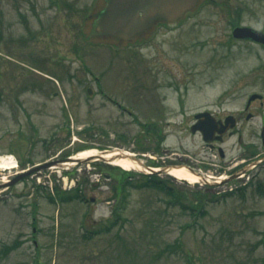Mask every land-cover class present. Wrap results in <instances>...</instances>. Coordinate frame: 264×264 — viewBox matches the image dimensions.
Listing matches in <instances>:
<instances>
[{"label":"rangeland","instance_id":"rangeland-1","mask_svg":"<svg viewBox=\"0 0 264 264\" xmlns=\"http://www.w3.org/2000/svg\"><path fill=\"white\" fill-rule=\"evenodd\" d=\"M103 2L0 0V156L17 161L12 169H0V251L17 245L7 256L0 252V264H190L185 248L196 264H264V99L251 108L255 118L243 120L241 141L238 134L225 140L224 157L212 155L199 134L179 125V116L166 120L172 124L165 126L159 146L143 124L164 121L122 114L128 106L148 111L147 101L158 94L177 96L162 76L157 82L156 66L173 71V79L167 73L166 80L188 85L194 108H215L227 100V112H236L250 94L264 97V55L236 52L228 41V19L264 26V0H201L168 37L131 47L86 40ZM137 137L148 149L142 154ZM251 142L257 155L249 158L245 144ZM157 145L173 152H155ZM114 148L133 150L145 165L161 169V186L171 187L187 206L171 200L167 189L148 187L141 169L132 170L122 187L120 173L127 170L101 160L56 166L8 185L22 169L20 159L32 165L66 150ZM184 153L215 163L201 167L211 181L190 184L147 161L150 156L180 161ZM234 157L231 165L247 164L232 174L216 170ZM40 183L47 189L37 190ZM75 185L84 199L52 203L47 197L55 186ZM197 193L206 195V213L190 224L195 216L189 204ZM115 211L122 218L117 220ZM177 242L184 249L167 250Z\"/></svg>","mask_w":264,"mask_h":264},{"label":"flooded vegetation","instance_id":"flooded-vegetation-1","mask_svg":"<svg viewBox=\"0 0 264 264\" xmlns=\"http://www.w3.org/2000/svg\"><path fill=\"white\" fill-rule=\"evenodd\" d=\"M141 16H143V13H141ZM235 17V16H234ZM181 21V20H180ZM168 22L166 19H156L151 21L148 25H146L145 28H143L142 31L138 32L134 38L132 39H124L119 40L118 38L112 36V41H115L118 45H128V47L141 44V41L143 40H155V39H162L165 37H168L169 33H171L172 30L176 29L179 22ZM228 24L231 26L232 32H229L228 41L230 44L233 45L236 52H245L253 51L251 54L257 52H260L264 55V35L261 41L253 40V39H241V38H235L233 36V29L236 26H250L254 29L260 30L264 32V26L256 27L253 25H247L243 24L241 19H228ZM234 24V25H233ZM140 41V42H139ZM139 42V43H138ZM135 50V48H132ZM250 53V52H249ZM248 53V55H249ZM151 71V70H150ZM166 69H162L159 66L155 67V77H158L159 79L157 82H163L166 83V86L168 88L175 89L174 91L177 93L176 97H169L166 94H158L153 99L147 101L149 105L148 111H142L139 112L138 110H130L129 107H122L121 104H119L117 101L112 100L115 104L119 105L124 109V112L122 113L124 117H131V118H140V113L145 114V116H151L152 118H158L164 122H161V124H164L162 126L160 123L155 124L154 126H149L147 128L148 133L156 134L157 144L160 146L161 143L165 141V126L171 125V121H166L173 117H180L181 120L179 121V125H182L187 130H191L192 126L197 127L199 130L196 132L200 136H202L201 130H206L209 132L210 135V141L205 142V146L209 149L212 155H215L214 153L217 152L220 157L225 156V152H223V156L220 154V150L223 147V143L225 140L232 135L238 134L239 141L242 139L241 130H243L242 122L243 120H251L255 118L256 113L251 110L255 102L260 100L261 105H263V102L261 99L249 101L247 100L245 107L243 109H237L236 112H227L225 105L227 104V100L219 102V104L215 108H202V106L193 107V101L191 99V96L189 95V87L188 85L182 86L178 85L177 81L171 80L174 77L173 71L169 69L168 72ZM161 73V74H160ZM169 74L171 79L166 80L165 76L166 74ZM162 76V80H161ZM158 84L155 86V90H158ZM221 99V98H220ZM205 114V115H202ZM211 128V130H210ZM211 132V133H210ZM196 135V134H194ZM261 138L263 140V146H264V120L262 121V127L260 131ZM136 143H138L139 149L137 150L139 153L145 152L148 149L142 147L139 143V140H135ZM155 147V152L163 151V153H172L173 150L171 148H159V146ZM246 147V153L245 155L249 158L256 156V150L257 147L253 145V142L249 144H245ZM67 149V148H66ZM74 149L66 150L64 155H52L49 157L46 161H53V162H59L61 160L66 159L73 153ZM142 151V152H141ZM54 152V151H53ZM51 152V154L53 153ZM178 159V158H177ZM236 159V157L228 160L227 162H224L222 164H219V166L216 168V170L220 173H227L230 172V174L234 173L236 169L239 167V162L231 165L233 161ZM23 161V160H22ZM147 161L151 162V164L155 166H165V168H169L168 165L173 166H180V165H187L191 168H196L198 166L203 167L205 169H210L211 166H214L215 163L213 162H206L205 160L195 158L193 154H187L184 153V156L181 157L180 161L175 160H159L156 156H151V159H148ZM247 161V160H245ZM35 165L38 164H32L30 165V162L23 161L22 168L28 167L32 168ZM24 170L16 171L14 173V176L12 177V181ZM43 171L37 172L41 173ZM36 173V174H37ZM35 174V175H36ZM72 175L75 174L70 173ZM31 176H28V178ZM46 188V187H43Z\"/></svg>","mask_w":264,"mask_h":264},{"label":"water","instance_id":"water-1","mask_svg":"<svg viewBox=\"0 0 264 264\" xmlns=\"http://www.w3.org/2000/svg\"><path fill=\"white\" fill-rule=\"evenodd\" d=\"M199 0H108L106 7L95 19L90 37H107L114 35L127 38L141 31L147 24L156 19L174 22L195 9ZM144 13V17L140 13ZM234 35L242 38L260 39L261 32L249 27H239ZM92 95V89L89 88ZM257 95L253 96V98ZM194 127V131H195ZM205 131V130H204ZM205 139L208 140L207 133ZM93 157L79 159V163H87ZM51 163L45 165L50 166ZM1 188V185H0Z\"/></svg>","mask_w":264,"mask_h":264},{"label":"bare ground","instance_id":"bare-ground-1","mask_svg":"<svg viewBox=\"0 0 264 264\" xmlns=\"http://www.w3.org/2000/svg\"><path fill=\"white\" fill-rule=\"evenodd\" d=\"M89 156H95L96 159L105 160L108 163L123 167L128 170L141 169L144 164L143 159H136L138 156L135 152L129 149L114 148L110 151H100L97 149H87L78 153L74 159H82ZM98 156V157H97ZM75 162L65 163L64 166L74 165ZM16 167V162L10 156H0V169L8 170ZM170 174L179 179H185L191 183H197L200 179L199 175L192 172L187 167L171 169Z\"/></svg>","mask_w":264,"mask_h":264},{"label":"trees","instance_id":"trees-1","mask_svg":"<svg viewBox=\"0 0 264 264\" xmlns=\"http://www.w3.org/2000/svg\"><path fill=\"white\" fill-rule=\"evenodd\" d=\"M122 178L120 179V183L122 184V182L126 179V175L124 172H122L121 174ZM154 186L160 188V189H163L161 188L160 186L156 185V184H153ZM167 193H171L170 191H166ZM181 197L178 196L176 199H180ZM204 201H203V197L200 196L199 200L197 202H192L191 203V210L193 211V214H194V219L193 221H191L190 224H193L195 222H199L200 218L204 217L205 216V213H206V210H205V206H204ZM114 217L117 218V220H119L121 217L120 213L118 211H115L114 212ZM17 248V245L16 244H7L5 245L2 249H1V254L3 256H7L9 253H11L14 249ZM184 249V244L181 243V242H177L175 244H171L167 247V250L169 251H172L174 250L175 252H177L178 250H182ZM184 254H186L187 256V260L189 261L190 264H196L195 263V254H193L189 249L187 250L186 248L183 250Z\"/></svg>","mask_w":264,"mask_h":264}]
</instances>
